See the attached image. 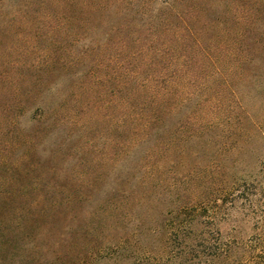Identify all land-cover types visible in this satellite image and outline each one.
<instances>
[{"label":"rangeland","instance_id":"obj_1","mask_svg":"<svg viewBox=\"0 0 264 264\" xmlns=\"http://www.w3.org/2000/svg\"><path fill=\"white\" fill-rule=\"evenodd\" d=\"M19 4L0 0V264H145V197L155 215L188 205L264 241V0L196 12L198 41L161 63L174 90L146 142L145 97L115 106L145 78V35L81 60ZM43 104L64 106L58 124L35 122Z\"/></svg>","mask_w":264,"mask_h":264},{"label":"trees","instance_id":"obj_2","mask_svg":"<svg viewBox=\"0 0 264 264\" xmlns=\"http://www.w3.org/2000/svg\"><path fill=\"white\" fill-rule=\"evenodd\" d=\"M207 1L20 0L19 8L24 24L52 27L53 35L65 31L67 40L64 39L62 49L69 54H79L81 60L94 51L103 53L110 45L127 51L129 40L141 44L145 35V78L141 82L140 71H133L129 82L136 86L128 89L127 99L119 96L115 106L123 112L122 115L127 116L126 111L133 106L131 98L137 101L145 97L142 111L145 110L146 142L161 129L166 92L172 95L174 90L173 83L166 92L160 86L165 76L161 63L172 61L171 66H174V54L198 41L200 33L196 31L195 14L200 9L208 8ZM103 24L110 27L106 35L99 38L94 31ZM66 27L71 30L68 31ZM85 39L88 44L81 49L80 43ZM103 40H106L104 45L100 43ZM172 79L171 82H174ZM120 80L117 88L121 91L127 85ZM176 107H171V114L175 113ZM37 109L35 122L43 124L51 118L58 124V116L63 114L64 106L54 109L50 115L44 104ZM135 114L142 115L139 111ZM160 144L155 139L154 146L159 148ZM155 201L145 197V207H149L145 215L149 223L145 227V237L148 238L145 243V264H264V241L245 240L236 229L224 232L217 228L222 221L215 215L195 214L188 205L164 212L156 208L155 215L152 210L156 207Z\"/></svg>","mask_w":264,"mask_h":264}]
</instances>
